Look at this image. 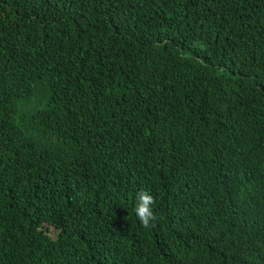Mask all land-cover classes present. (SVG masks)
Returning a JSON list of instances; mask_svg holds the SVG:
<instances>
[{
	"label": "trees",
	"instance_id": "1",
	"mask_svg": "<svg viewBox=\"0 0 264 264\" xmlns=\"http://www.w3.org/2000/svg\"><path fill=\"white\" fill-rule=\"evenodd\" d=\"M0 264H264V0H0Z\"/></svg>",
	"mask_w": 264,
	"mask_h": 264
},
{
	"label": "clouds",
	"instance_id": "2",
	"mask_svg": "<svg viewBox=\"0 0 264 264\" xmlns=\"http://www.w3.org/2000/svg\"><path fill=\"white\" fill-rule=\"evenodd\" d=\"M138 203L135 213L144 228L154 226L156 216L154 215L152 205L155 203L154 197L148 191H140L137 193Z\"/></svg>",
	"mask_w": 264,
	"mask_h": 264
}]
</instances>
